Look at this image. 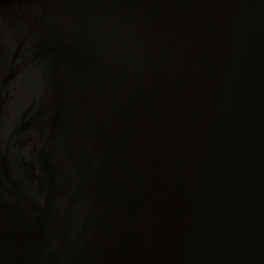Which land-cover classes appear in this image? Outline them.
<instances>
[{
	"label": "water",
	"instance_id": "water-1",
	"mask_svg": "<svg viewBox=\"0 0 264 264\" xmlns=\"http://www.w3.org/2000/svg\"><path fill=\"white\" fill-rule=\"evenodd\" d=\"M0 264H264V0H0Z\"/></svg>",
	"mask_w": 264,
	"mask_h": 264
}]
</instances>
